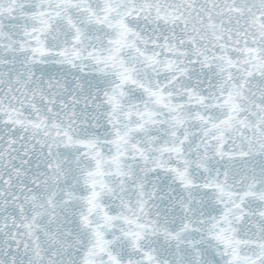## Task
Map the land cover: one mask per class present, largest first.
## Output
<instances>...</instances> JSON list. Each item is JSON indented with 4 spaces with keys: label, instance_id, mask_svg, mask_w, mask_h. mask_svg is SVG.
Masks as SVG:
<instances>
[{
    "label": "snow or ice",
    "instance_id": "6c2138e0",
    "mask_svg": "<svg viewBox=\"0 0 264 264\" xmlns=\"http://www.w3.org/2000/svg\"><path fill=\"white\" fill-rule=\"evenodd\" d=\"M0 264H264V0H0Z\"/></svg>",
    "mask_w": 264,
    "mask_h": 264
}]
</instances>
